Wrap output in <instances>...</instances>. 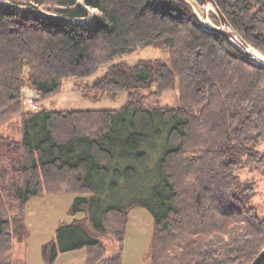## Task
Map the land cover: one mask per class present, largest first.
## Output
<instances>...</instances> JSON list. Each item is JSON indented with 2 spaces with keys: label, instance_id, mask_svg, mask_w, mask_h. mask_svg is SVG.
<instances>
[{
  "label": "trees",
  "instance_id": "obj_1",
  "mask_svg": "<svg viewBox=\"0 0 264 264\" xmlns=\"http://www.w3.org/2000/svg\"><path fill=\"white\" fill-rule=\"evenodd\" d=\"M8 1L88 18L80 0ZM215 1L264 54V0ZM84 4L101 13L88 25L0 5V127L19 117L15 138L0 132V264H15L14 242L27 238L28 203L62 189L77 195L70 213L85 218L59 226L42 248L46 264L84 249L86 264H123L106 257L100 237L111 234L122 247L138 206L154 219L152 264H251L264 249V215L253 205L264 182V67L205 32L185 0ZM147 46L170 50V64L115 61ZM102 66L92 89L126 93L120 109L22 110L24 88L51 97L65 79ZM177 86L176 107L140 96Z\"/></svg>",
  "mask_w": 264,
  "mask_h": 264
},
{
  "label": "rangeland",
  "instance_id": "obj_2",
  "mask_svg": "<svg viewBox=\"0 0 264 264\" xmlns=\"http://www.w3.org/2000/svg\"><path fill=\"white\" fill-rule=\"evenodd\" d=\"M5 1L9 2L8 0ZM80 3L82 5V0H80ZM189 4L193 7L194 12L197 15L198 13L194 6L191 3ZM39 10L47 12L44 6H40ZM90 10L97 17L101 15L96 9L90 8ZM214 18L218 17L212 12L209 16V20L214 26L218 27L219 23L214 21ZM92 20V17L88 14V18L83 22L88 23ZM100 47L101 46H99L98 49H100ZM254 49L264 57L262 52L256 48ZM97 50L93 51L94 56L96 55ZM169 51L170 50L168 49L154 46L140 47L135 52L117 58L115 61L133 66L140 61L162 60L169 65L171 60ZM107 69L108 66H102L90 77L65 79L60 92L51 97L42 98L36 93V91L24 88L22 90L24 96V109L22 110L25 112L30 111L32 103L35 102L38 104L39 109L57 111L120 109L128 102L129 96H127L126 93L110 94L92 89L94 81L97 78L102 77ZM152 95L153 93L151 94L149 91H142L140 94L141 97L147 96L144 101L146 104L152 106L176 107L180 104V92L178 86L175 91L167 92L160 97ZM18 118L19 117L16 116L0 127V132L4 137L12 139L17 136V131L11 126V124L16 126L19 122ZM3 165V161L1 160L0 169L2 170L4 169ZM246 173L247 172L244 171V174H241V176L246 177ZM60 178L61 176H59L58 179ZM76 196L77 195L62 189L61 192L55 194H43L39 197H35L28 203L26 209L27 238L24 242L16 240L11 251V258L15 264H46L42 257V248L46 243L55 239L56 231L59 226L62 223L71 224L75 220H84L85 218L82 214L73 216L70 213L71 206ZM253 205L257 207L259 215L263 216L264 182L262 181L259 182L258 195L255 197ZM15 212L17 213L16 210L14 211L11 208V213L15 214ZM12 214L9 216L12 217ZM85 226L88 227V222L86 221ZM153 231L154 219L150 212L141 206L132 209L129 214L122 247L121 243L111 234L100 237L106 249V257L117 258L122 256L123 264H152L151 245ZM87 254L88 252L86 249L63 253L59 255L54 264H86Z\"/></svg>",
  "mask_w": 264,
  "mask_h": 264
},
{
  "label": "water",
  "instance_id": "obj_3",
  "mask_svg": "<svg viewBox=\"0 0 264 264\" xmlns=\"http://www.w3.org/2000/svg\"><path fill=\"white\" fill-rule=\"evenodd\" d=\"M189 3H191L194 8L197 11V17L199 18L201 24H202V29L207 32V33H215L218 34L225 39H227L229 42H231L233 45H235L248 59L258 63L262 67H264V57L256 55L253 50H255L249 43L245 41V39L232 27L226 16L223 14L221 11L220 7L216 3L215 0H202L203 4H200L196 0H185ZM82 6L84 7L85 11L92 17V21L88 23H84L82 21L78 20H71L68 18H64L61 16H58L56 14H52L49 12H45L39 9H35L32 7H27V6H21L17 4H11L7 1L0 0V5H4L7 7H12L15 9H20V10H27L30 11L31 13H34L38 16L68 23V24H73V25H88L93 23L94 21L97 20V16L90 10V8L86 7L84 4V0H82ZM211 6L213 9L214 14L218 17L219 20V26L215 28H209L206 24L208 16H207V8ZM251 264H264V249L260 252V254L257 256V258L251 263Z\"/></svg>",
  "mask_w": 264,
  "mask_h": 264
},
{
  "label": "bare ground",
  "instance_id": "obj_4",
  "mask_svg": "<svg viewBox=\"0 0 264 264\" xmlns=\"http://www.w3.org/2000/svg\"><path fill=\"white\" fill-rule=\"evenodd\" d=\"M213 12V9L211 8V6H209L208 8H207V16L209 15L210 16V14ZM209 16H208V19H207V22H206V24H207V26L209 27V28H215L216 26H214L212 23H211V21L209 20ZM253 52L256 54V55H258V56H261V57H263L258 51H256V50H253Z\"/></svg>",
  "mask_w": 264,
  "mask_h": 264
},
{
  "label": "built area",
  "instance_id": "obj_5",
  "mask_svg": "<svg viewBox=\"0 0 264 264\" xmlns=\"http://www.w3.org/2000/svg\"><path fill=\"white\" fill-rule=\"evenodd\" d=\"M31 109L32 110H39V106L37 103H33L32 106H31Z\"/></svg>",
  "mask_w": 264,
  "mask_h": 264
}]
</instances>
